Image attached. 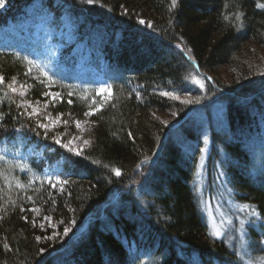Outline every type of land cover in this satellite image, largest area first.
<instances>
[{"label": "trees", "instance_id": "1", "mask_svg": "<svg viewBox=\"0 0 264 264\" xmlns=\"http://www.w3.org/2000/svg\"><path fill=\"white\" fill-rule=\"evenodd\" d=\"M36 1L77 21L112 96L30 79L22 58L0 53V145L44 148L27 163L0 161V264H264V173L253 174L247 147L264 134V60L251 65L264 57V0H3L0 29ZM222 68L226 84L210 76ZM13 77L30 80L33 100L53 88L52 113L87 122L88 147L77 155L48 141L8 87ZM198 106L205 122L192 119ZM168 114L172 125L160 120ZM57 163L62 187L45 182ZM221 185L232 206L217 236L203 205Z\"/></svg>", "mask_w": 264, "mask_h": 264}, {"label": "rangeland", "instance_id": "2", "mask_svg": "<svg viewBox=\"0 0 264 264\" xmlns=\"http://www.w3.org/2000/svg\"><path fill=\"white\" fill-rule=\"evenodd\" d=\"M2 49L13 51V53L17 52L28 66L30 79L38 78L39 76L42 80H49L54 77L57 79L61 78L66 82H73L77 86L88 90L94 88L97 90L100 102H107L112 96L103 61L99 62V67L95 66L88 46L82 41H78L77 21L69 14L57 19L56 15L49 11L41 1H36L32 4L19 22L11 23L7 29L0 32V50ZM64 51L67 56L64 55L63 59L62 52ZM258 51L260 53L263 52L262 55L264 56V50ZM250 52L255 55L254 51L251 50ZM251 57V60L253 59L251 65L264 60V57L258 54ZM29 61L32 63L30 64ZM67 61H69L68 65L66 64ZM29 69H31L30 72ZM44 73H47V75L45 76ZM210 76L217 82L226 84L231 77V73L228 68H222L216 73L210 74ZM197 82L200 85L202 84L200 80ZM11 83L16 88V91L12 92L19 100L20 107L32 119L36 127L40 129L44 137L49 138L48 141H52L62 150L74 154L77 152L80 154L88 147L90 141L87 122L79 121L80 126L77 127V123L68 124L63 121L62 117L52 113L50 104L58 96H53V94H58L53 88L46 89L47 95H44L43 100H33L29 95L30 87L32 86L29 79L27 83L18 79ZM105 88L108 90L102 91ZM167 97L173 99L172 97ZM177 97L179 98L175 100H179L182 103H185V100L190 101L185 104L201 101L200 98L189 95ZM201 109L197 107L191 114L192 119H195L197 123L206 121L207 114ZM210 112L211 115L209 117L214 122L217 121V118L219 120L218 108L212 106ZM160 120L165 125H172L175 121L172 114L163 115ZM220 122L221 120L216 125H221ZM41 124L47 125V127H39ZM56 140H60V143H56ZM85 141H88V143H85ZM250 141H248L250 144L247 147L254 161L253 171L264 173V134ZM27 143L28 140L20 139V142L12 146H0V156L16 162H26L30 158H41L43 149L37 150V146ZM63 145H68V147ZM69 147L72 148V151H69ZM44 171L47 184L53 185V187L65 185L61 183L64 179L60 178L61 169L58 167V163L51 169L47 168ZM214 190L212 200L211 198H206L203 206L211 224L212 233L221 236L229 224L228 204L232 206V203L224 186L221 185L214 188Z\"/></svg>", "mask_w": 264, "mask_h": 264}, {"label": "snow or ice", "instance_id": "3", "mask_svg": "<svg viewBox=\"0 0 264 264\" xmlns=\"http://www.w3.org/2000/svg\"><path fill=\"white\" fill-rule=\"evenodd\" d=\"M86 2L89 3V4H92V3L95 2V0H86ZM172 4H173V6H175V4H176V0H172ZM257 6L260 7V8H264V4H258ZM0 7H3V0H0ZM238 18H239V17L237 16V19H238ZM139 22H140L141 24H145V23H146L144 20H140ZM148 26H150V25H148ZM29 63L31 64L32 62L29 61ZM30 71H31V69H29V72H30ZM44 75L46 76L47 73H44ZM12 79H13V81H15V78H14V77H13ZM3 83H4V77H3L2 75H0V84H3ZM8 87L11 88L12 91H14V92L16 91V88L13 87V84H12V83H9V84H8ZM107 90H108L107 88L102 89V91H107ZM21 94H23V93H21ZM160 94H161L162 96H169V97H172L173 99H178V98H179V97L175 96V94H174L173 92H161ZM45 95H47V93H45ZM56 95H58V94H53V96H56ZM184 102H185V103H189L190 101L185 100ZM197 102H198V101H197ZM69 103H71V101H69ZM34 112H35V109H34ZM91 114H92V113H85L86 116H87V115H91ZM76 123H77V127H79V126H80V122L77 121ZM39 127L46 128L47 125L41 124V125H39ZM128 135H129V137H131V135H132L131 132H129ZM56 143L59 144V143H60V140H56ZM85 143H88V141H85ZM63 146H64V147H68V145H63ZM69 151H72V148L69 147ZM76 154L79 155V152H77ZM2 160H4V157H3V156H0V161H2ZM114 171H115V174H116L117 176L120 175V171H119V169H115ZM61 183L66 184L67 181H63V182H61ZM33 211H38V210H37V209H33ZM67 231H68V229H65V232H67ZM37 239H40V237H37ZM4 247L7 248L8 245L5 244Z\"/></svg>", "mask_w": 264, "mask_h": 264}]
</instances>
